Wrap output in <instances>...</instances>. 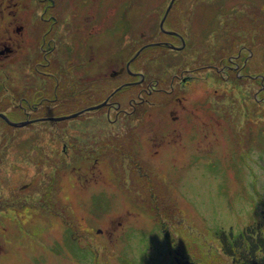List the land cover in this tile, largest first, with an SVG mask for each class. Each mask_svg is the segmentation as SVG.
Segmentation results:
<instances>
[{
	"label": "rangeland",
	"instance_id": "1",
	"mask_svg": "<svg viewBox=\"0 0 264 264\" xmlns=\"http://www.w3.org/2000/svg\"><path fill=\"white\" fill-rule=\"evenodd\" d=\"M188 1L177 2L173 12L176 19L183 15V4ZM243 17L240 15L241 20ZM206 21L215 24L214 15ZM172 23L176 26L178 22ZM180 24L181 21L177 27L184 28ZM209 29L206 27L203 31L205 36ZM170 41L177 43L174 39ZM167 51L148 50L146 54L162 52L171 58L172 72L176 71L174 61L190 65L185 55L179 57L177 51ZM209 55L211 59L206 60V65L212 60V53ZM140 62L142 72L158 79L157 64L146 71L143 70L146 61ZM251 63L252 71H259L253 72L259 73L256 83L264 77V65L259 60V64L254 60ZM182 64L178 65L180 69ZM12 78L17 79L14 71ZM28 82L25 98L30 101L46 98L41 79ZM256 88L254 85L253 89ZM2 89L0 96L5 92ZM205 89L206 84H199L187 101L174 107L179 121L184 117L182 107L195 102ZM109 91L105 88L82 95L60 94L59 103H47L38 111H31L24 104L32 120L67 119L59 123L39 122L26 128L25 133L38 135L13 145L17 147V154L12 153V148L4 162H0V196L7 195L15 201L10 206H0V264H176L169 242L155 224V217L160 219L164 212L163 207L168 208V199L160 200L163 205L157 203L164 196L162 187L168 190L169 199L174 196L180 202L183 220L177 216L176 221L186 224V227L178 226L180 236L187 228L203 229L204 226L214 231L233 229L239 233L261 216L264 211V130H261L264 118L243 116V109L234 102L238 92L234 95L227 87L221 89L222 98L226 95L220 103L221 115L218 114L221 128L216 137L210 132L208 141H201L203 138L192 141L183 130L180 133L186 119L174 124L168 115L170 107H164L166 98L156 93L147 97L149 106L138 109L135 115L119 116L115 110L99 108L68 119L101 104ZM125 92L116 99L130 96L133 91ZM7 95H12L10 90ZM13 96L18 101L19 95ZM50 97L54 99V91ZM10 102L0 104L1 110L4 107L0 114L13 122L29 119L26 112L14 110ZM251 109L254 110L253 103ZM259 109L260 104L256 109L258 114ZM204 121L208 131L211 126L207 125V118ZM246 122L250 124L248 128ZM1 147L4 151V142ZM51 179L57 184L53 185L52 195H48L46 185ZM154 179L160 182L153 187ZM18 187L23 189L11 198L10 194ZM173 230L168 222L170 235ZM195 232H190L186 241L196 239L202 243L201 234ZM183 241L179 237L175 239L182 248ZM224 244L229 246L221 240L212 245L213 255L238 261L232 248L233 256L226 249H220ZM242 244L250 247L249 240Z\"/></svg>",
	"mask_w": 264,
	"mask_h": 264
},
{
	"label": "flooded vegetation",
	"instance_id": "2",
	"mask_svg": "<svg viewBox=\"0 0 264 264\" xmlns=\"http://www.w3.org/2000/svg\"><path fill=\"white\" fill-rule=\"evenodd\" d=\"M178 1L0 0V87L5 91L0 96V104L14 101L10 102L11 107L26 112L29 118L22 122L10 120L12 123L30 122L20 129L9 124L8 116L4 118L0 114V157L3 155L0 162L16 140L17 131L14 129L22 131L39 122H60L51 120L55 118L32 120L24 104L31 111H38L47 103H59L60 94L82 95L107 88L110 91L98 106L115 110L119 116L135 115L138 109L149 106L147 97L160 94L166 98L164 107H170L168 115L174 124L186 119L180 133L183 130V134L192 141L199 138L208 141L210 132L213 137L217 136L222 123L218 115H221V89L230 87L235 95L239 93L236 98L243 109V116L251 117L254 102L261 107L263 105V110L264 77L255 83L259 73L253 74L254 71L258 72L254 66L252 71L251 62L255 59L248 45L250 40L237 54L230 55L227 61H220V47L215 49L211 63L207 65L205 62L211 59L210 55L200 54L198 60L201 63L194 68L179 70V60L174 61L175 72H172V59L162 52L146 53L148 50L163 49L165 52L175 50L179 57L181 54L186 56L188 47L203 45L206 41L203 32L206 27H221L217 15H225L226 18L221 29L231 28L236 25L233 21L237 23L240 15L252 18L253 15L264 16V0H189L186 5L183 4V15L176 19L173 12ZM211 15L215 19L213 25L206 21ZM6 19L7 22H1ZM173 21L178 22L177 25L181 21L180 25L184 28L173 25ZM171 39L177 43H172ZM217 40L221 43L220 36ZM8 56L13 58L5 60ZM140 60L146 61L143 65L146 71L152 64L158 65V79L155 75L149 76L142 72ZM261 64L264 65V58H261ZM12 71L17 74L15 81ZM33 78L42 80L46 98L30 101L24 97L28 81H33ZM117 80L121 81L116 83ZM113 82L116 85L111 86ZM199 84H206L207 89L200 92L195 102L182 107L184 117L179 121L174 114V107L187 101ZM254 85L256 89H253ZM8 90L12 95H7ZM127 90L133 91L129 93L130 96L116 99ZM258 90L260 93L257 94ZM53 91L54 99L50 97ZM13 94L19 95L18 101H15L17 98ZM90 109L78 113L82 115L98 110ZM205 118L209 121L207 125L211 126L208 131ZM174 124L171 128H174ZM248 126L250 124L246 122V128ZM35 135L38 134L32 136ZM26 138L22 133L19 142ZM2 142L5 143L4 151Z\"/></svg>",
	"mask_w": 264,
	"mask_h": 264
},
{
	"label": "trees",
	"instance_id": "3",
	"mask_svg": "<svg viewBox=\"0 0 264 264\" xmlns=\"http://www.w3.org/2000/svg\"><path fill=\"white\" fill-rule=\"evenodd\" d=\"M217 19L221 25V27H209V33L206 35V41L203 43V45H194L193 47H188L187 53L188 56H185L187 61L190 65L182 64L184 61H178V65L182 64L181 69L184 68H194L198 66L201 62L198 60L199 51L203 50V55L207 56L212 53L214 54V51L216 48L220 47L221 57L220 61H227V58L232 54H237V51L247 44V40H250L248 45L251 46V50L254 55V61L255 63L259 64L261 62L260 56L264 54V16L256 17L253 15L252 17L244 16L242 20L240 18H237L238 21L236 23V20L233 21L234 26L231 28H222L223 23H225V15H217ZM229 21V20H228ZM227 21V22H228ZM220 36L221 43L217 40V38ZM205 47V49H204ZM213 48V50H211ZM189 51V52H188ZM193 55L195 57H193ZM259 60V63H258ZM208 61V60H207ZM192 66V67H191ZM180 70V67H178ZM259 72V71H258ZM231 89L230 87H228ZM235 95V94H234ZM221 95L220 99L222 98ZM226 97V95H225ZM223 97L222 100L225 98ZM254 99V98H253ZM224 102V101H221ZM238 102L236 96L235 101ZM253 102V100H252ZM256 104V103H255ZM254 104V105H255ZM258 104H256L254 110L251 111V116L256 119H263L264 118V108L262 110L259 109V114L257 113ZM247 117V116H245ZM261 130L263 131L264 129ZM20 143V142H18ZM16 140H14L12 144L13 151H15L14 154H17V147L13 145L18 144ZM4 162V160H2ZM1 162V163H2ZM4 164V163H3ZM5 165V164H4ZM156 182H160L158 179L154 183H152L153 187L156 186ZM169 183V182H168ZM57 182L54 179H51V183H48L46 192L48 195L54 192L55 187L53 185H56ZM170 184V183H169ZM174 188V186H173ZM2 189V188H0ZM23 187L16 188L15 192L10 194L11 198H15L16 195L18 196L19 193ZM162 190L164 191V196L162 198L157 199L158 205H163L160 200L168 199L167 207H163L164 212L161 214L160 219L155 217V224L157 225L158 229L161 233L165 236V239L167 242H169L170 252L174 256V260L176 261V264H264V211L262 212L261 216L257 219V221H252L248 224L247 228L242 230L239 233H235L232 230L226 231L224 229L214 231L210 227L204 226L203 229H185V234L180 236L178 226L181 224L176 221V217L179 216L181 218L180 221H182L183 213L182 209L180 208V205L178 203L179 200H177L174 196L169 199L167 193V189L165 187H162ZM15 193V194H14ZM52 195V194H51ZM10 197L7 195L0 196V206H7V204L10 206L14 204V200L11 201ZM168 209V214H171L168 216L165 215L166 210ZM171 217V218H170ZM168 222L172 225L174 228L173 231H171V235L168 232ZM185 222V221H184ZM186 227V224L183 223ZM182 224V225H183ZM181 225V226H182ZM200 233V239L202 243H197L196 239H193L195 241H186L187 236L189 238L190 232ZM184 231V229H183ZM169 234V235H168ZM238 234V235H236ZM178 237L183 241L184 248L180 246V244L175 243V239H178ZM256 239V240H255ZM221 240L224 243L228 242V247L222 245L220 247L221 250L226 249L227 254H232L231 248L236 251L234 255L238 257V261L234 258H230L229 260H223L219 259L216 256L213 255V250L211 249L212 245L215 246L218 241ZM249 240L250 241V247H246L245 244H242L243 241ZM211 245V246H210ZM187 246V248H186ZM235 247V249H234ZM247 248V249H246ZM262 251V252H261ZM261 252V253H260Z\"/></svg>",
	"mask_w": 264,
	"mask_h": 264
},
{
	"label": "water",
	"instance_id": "4",
	"mask_svg": "<svg viewBox=\"0 0 264 264\" xmlns=\"http://www.w3.org/2000/svg\"><path fill=\"white\" fill-rule=\"evenodd\" d=\"M102 106H98V107H95V108H91L90 110H92V109H99V108H101ZM81 113H77V114H74V115H71V116H69L68 117V119L69 118H76L77 116H79ZM3 117H4V115H3ZM5 118V117H4ZM64 119H67V118H55V119H51L52 121H61V120H64ZM8 121V120H7ZM10 124H12V125H14V126H16V127H24V126H27V125H29L30 124V122H25V123H19V124H17V123H11L10 121H8Z\"/></svg>",
	"mask_w": 264,
	"mask_h": 264
},
{
	"label": "bare ground",
	"instance_id": "5",
	"mask_svg": "<svg viewBox=\"0 0 264 264\" xmlns=\"http://www.w3.org/2000/svg\"><path fill=\"white\" fill-rule=\"evenodd\" d=\"M24 127H25V126H24ZM21 128H23V127H21ZM23 131H27V129H23L22 131H17V132H16L14 139H16L17 143L19 142V137L22 135ZM24 134H25V136H27V137H29V136H30V137H33V136H32V135H33L32 133H29V132H28V133H27V132L25 133V132H24ZM18 144H19V143H18ZM8 153H11V150H8ZM12 153H15V151H13ZM26 155H28V154H26Z\"/></svg>",
	"mask_w": 264,
	"mask_h": 264
}]
</instances>
